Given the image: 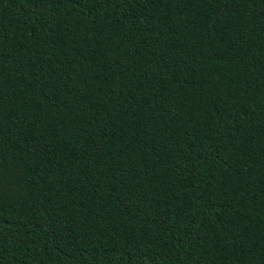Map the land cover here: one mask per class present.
Returning <instances> with one entry per match:
<instances>
[{
    "label": "trees",
    "instance_id": "trees-1",
    "mask_svg": "<svg viewBox=\"0 0 264 264\" xmlns=\"http://www.w3.org/2000/svg\"><path fill=\"white\" fill-rule=\"evenodd\" d=\"M0 264H264V0H0Z\"/></svg>",
    "mask_w": 264,
    "mask_h": 264
}]
</instances>
